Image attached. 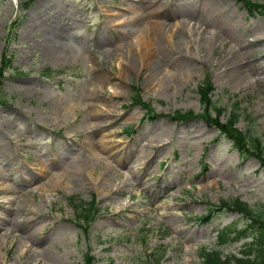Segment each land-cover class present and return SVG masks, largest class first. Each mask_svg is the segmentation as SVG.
Returning a JSON list of instances; mask_svg holds the SVG:
<instances>
[{"label": "rangeland", "instance_id": "1", "mask_svg": "<svg viewBox=\"0 0 264 264\" xmlns=\"http://www.w3.org/2000/svg\"><path fill=\"white\" fill-rule=\"evenodd\" d=\"M151 1L0 0V62L5 50L12 59L0 75V264H83L85 251L94 264H199L201 246L239 253L244 238L218 245L217 231L242 225L241 214L198 215L232 197L264 207L254 153L264 154V14L242 0ZM157 7L195 15L163 25L149 13ZM126 37L133 48L120 47ZM204 77L218 103L239 101L236 126L261 149L241 158L216 126L172 117L201 110ZM133 86L155 117L131 102ZM70 195L96 200L86 229Z\"/></svg>", "mask_w": 264, "mask_h": 264}, {"label": "trees", "instance_id": "2", "mask_svg": "<svg viewBox=\"0 0 264 264\" xmlns=\"http://www.w3.org/2000/svg\"><path fill=\"white\" fill-rule=\"evenodd\" d=\"M242 3L249 12L257 11L264 14V0H242ZM11 61V56L7 54L6 50L3 51L0 62V75L3 70L11 66ZM206 77L197 87L201 110L194 113L191 110L182 112L176 109L172 117L180 120L194 116L202 118L207 124L216 126L219 134L224 135L231 141V145L238 151L241 158H247L249 153L253 151L251 147L261 149L259 139L248 130L244 131L236 126L240 116L237 111L239 101H235L232 105L218 103L212 98L214 87L210 83L209 78ZM4 100V93L0 84V103ZM131 102L141 105L148 117L153 118L157 115L150 102L142 100L140 89L136 86H133ZM254 153L257 154L264 165V154ZM68 201L77 212L78 224L82 229H86V223L93 219L97 210L95 198L84 199L77 195H70ZM209 206L210 210L198 215L201 220H206L211 211L220 212L222 210H235L243 218L242 225L236 227L235 222H233L218 229V245L237 238H244V241L237 254L229 253L224 255L219 249L201 246L198 251L199 264H264V207H251L239 197L221 199L218 203H209ZM158 255L157 260H159L162 253ZM94 263V256L85 251L83 264Z\"/></svg>", "mask_w": 264, "mask_h": 264}, {"label": "bare ground", "instance_id": "3", "mask_svg": "<svg viewBox=\"0 0 264 264\" xmlns=\"http://www.w3.org/2000/svg\"><path fill=\"white\" fill-rule=\"evenodd\" d=\"M153 2L151 1V0H146V5L148 6V5H151ZM191 3H193L194 4V0H192V2ZM193 6V5H192ZM188 7V6H187ZM194 9V8H193ZM184 10V9H183ZM182 9L180 10H176L175 8H174V11H168V9H164V7H163V9L161 10V8H155L154 10H150V12H149V9H148V12L149 13H151V15L152 14H154V15H156L157 17H160V18H162V20H163V22H161L160 21V18H159V21H156V22H159V23H161V24H163V25H167V24H169L170 22H173L174 21V23L175 22H180V21H186V20H189V18L191 19V18H193L194 17V15H195V13L192 11H183ZM190 10V9H189ZM174 16V17H173ZM197 19H198V17H197ZM196 19V20H197ZM204 21V20H203ZM129 22V21H128ZM195 22V21H194ZM127 23V22H126ZM185 24V23H184ZM184 24H183V26H184ZM186 24H188L187 23V21H186ZM195 24V23H194ZM159 25V24H158ZM170 26V25H169ZM202 26V25H201ZM56 27H57V25H56ZM150 27V26H149ZM154 27V26H153ZM177 27V26H176ZM187 27H188V25H187ZM140 28V27H139ZM146 28V27H145ZM163 28V27H162ZM172 28H173V26H172ZM171 28V29H172ZM193 28V27H192ZM195 28V27H194ZM225 28V27H224ZM227 28V27H226ZM130 29V28H129ZM135 29V28H134ZM141 29V28H140ZM139 29V30H140ZM143 29V28H142ZM58 30V37H59V39H61V40H66V44H69L68 45V47L70 48V49H77L76 47L78 46V42H75V41H73L72 43H71V41L69 40V36L68 35H66V33H65V30L63 29V27L62 26H60V28L59 29H57ZM150 30V29H149ZM169 30V29H168ZM178 30V29H177ZM194 30V29H193ZM228 30V29H227ZM141 31V30H140ZM171 31V30H170ZM175 31V30H174ZM191 31V30H190ZM134 32H135V30H132L130 33H128V32H126L125 34L128 36V37H131V35L132 34H134ZM166 32V31H165ZM136 33V32H135ZM169 33V32H168ZM161 34V33H160ZM197 34V33H196ZM157 35V34H156ZM162 35V34H161ZM234 35V34H233ZM135 36V35H134ZM158 36V35H157ZM163 36H165V35H163ZM177 36V35H176ZM179 36V35H178ZM183 36V35H182ZM196 36V35H195ZM197 36H199V35H197ZM140 37V36H139ZM147 38V43L148 44H150V43H152V41H153V37H152V35L151 36H146ZM189 37V36H188ZM127 38V37H126ZM132 38V37H131ZM134 38V37H133ZM145 38V37H144ZM155 38V37H154ZM192 37L190 36V38L189 39H191ZM233 38V37H232ZM135 39V38H134ZM136 39H138V38H136ZM181 39V41H185V39H184V36H183V38H180ZM179 38H177V40H180ZM194 39L196 40L197 39V37H194ZM235 39V38H234ZM155 40H156V38H155ZM162 37L160 38V37H157V40H156V42H157V44H159V45H161L162 44ZM47 41V40H46ZM49 41V40H48ZM135 41V40H134ZM145 42H146V40H145ZM178 42V41H177ZM189 42V41H188ZM65 43V42H64ZM197 43V42H196ZM122 45H120V47L122 46V47H124V48H126V49H131V48H133V39H124L123 41H122V43H121ZM135 44V43H134ZM137 44V43H136ZM156 44V43H155ZM165 44V43H164ZM193 44V43H192ZM187 45V44H186ZM67 46V45H66ZM65 46V47H66ZM141 46V45H140ZM163 46V45H162ZM167 46V45H166ZM188 46V45H187ZM67 47V48H68ZM115 47V46H114ZM113 47V48H114ZM151 47V46H150ZM149 46L145 49V56L146 57H149L150 56V50H152L151 48H150ZM186 47V46H185ZM60 48H62V45L60 46ZM167 48V47H166ZM169 48H170V46H169ZM187 48V47H186ZM64 49V48H63ZM106 49L107 48H104V51H106ZM163 49V48H162ZM62 50V49H61ZM67 50V49H66ZM117 50V49H116ZM136 50V49H135ZM154 50V49H153ZM159 50V49H158ZM166 50V49H165ZM172 50V49H171ZM68 51V50H67ZM78 51V50H77ZM74 52V51H73ZM126 52V51H125ZM138 52V51H137ZM156 52V51H155ZM167 52V51H166ZM178 52V51H177ZM57 53V52H56ZM120 53H122V52H120ZM251 51H249V50H247L245 47H243V45H239L238 44V47H237V50H236V54H237V56L238 55H240V56H242V57H250V55H251ZM65 54V53H64ZM123 54V53H122ZM124 54H126V53H124ZM123 54V55H124ZM141 54V53H140ZM171 54V53H170ZM170 54H167L166 53V55H170ZM178 54V53H177ZM176 55V54H175ZM178 55H180V53L178 54ZM227 55V54H226ZM58 56V55H57ZM104 56V54L102 55V57ZM172 56V55H171ZM60 57H61V55H60ZM181 57V56H180ZM98 59V58H97ZM124 59V58H123ZM126 59H128V61L129 62H127L128 63V65L131 67L132 66V62H133V57H132V55L131 54H129V56H127L126 57ZM152 59V58H151ZM173 59V58H172ZM171 59V60H172ZM240 59V58H239ZM99 60V59H98ZM125 60V59H124ZM157 60V59H156ZM237 60V59H236ZM243 60V59H242ZM148 61V60H147ZM164 62V61H163ZM230 62V61H229ZM242 62V61H241ZM240 62V63H241ZM130 63V64H129ZM238 64V63H237ZM97 65V64H96ZM246 66V65H245ZM244 66V67H245ZM170 67V66H169ZM234 67V66H233ZM165 68H166V65H165ZM236 68H238L237 66H236ZM153 70H154V72H156V73H159V72H163L164 71V67H163V65H161V64H158L157 62L156 63H154L153 64V68H152ZM180 69V68H179ZM240 70H241V68H240ZM175 71H177L178 72V74H179V72H181L180 70H178V69H175V70H168V68H167V71L166 72H169V73H171V72H175ZM245 71V70H244ZM247 71V70H246ZM251 71V70H250ZM149 73H150V71H149ZM160 74H163V73H160ZM236 74H238V73H236ZM240 74V73H239ZM251 74V73H250ZM264 74V73H263ZM167 76V75H166ZM243 76V75H242ZM239 77V76H238ZM255 77V76H254ZM264 77V76H263ZM172 78V77H171ZM261 78H262V76H261ZM164 79V78H163ZM238 79V78H237ZM255 79V78H254ZM164 82V81H163ZM169 82V81H168ZM161 83V82H160ZM165 83V82H164ZM162 85H163V83H161ZM92 124V123H91ZM95 125V124H94ZM8 143V142H7ZM88 146V145H87ZM90 146V145H89ZM76 158H77V156H76ZM75 158V159H76ZM81 160V159H80ZM65 162V161H64ZM136 183H138V181H136ZM2 187V186H1ZM2 191V190H1ZM10 198V197H9ZM7 199V198H6ZM10 212V211H9ZM11 214V213H10ZM13 215H15V214H13ZM2 217V216H1ZM13 217V216H12ZM14 218V217H13ZM32 219V218H31ZM14 220H12V222H13ZM17 221V220H16ZM24 224V223H23ZM27 225V224H26ZM38 226V225H37ZM44 226V225H43ZM36 227V226H35ZM42 227V226H41ZM37 228V227H36ZM29 229V228H28ZM35 229V228H34ZM36 231V230H35ZM33 232V231H32ZM24 233H25V231H24ZM36 233V232H35ZM35 233H33V234H35ZM6 235V234H5ZM5 237V236H4ZM25 237V236H24ZM20 238H22V237H20ZM32 239V238H31ZM35 239V238H34ZM21 240H23V239H21ZM25 242V241H24ZM24 242H22V243H24ZM26 243V242H25ZM49 248V247H48ZM43 252V251H42ZM40 253V252H39ZM47 253V252H46ZM41 254V253H40ZM52 256V255H51ZM44 257V256H43ZM49 258H50V255H49ZM52 259V258H51ZM55 259V258H54Z\"/></svg>", "mask_w": 264, "mask_h": 264}]
</instances>
